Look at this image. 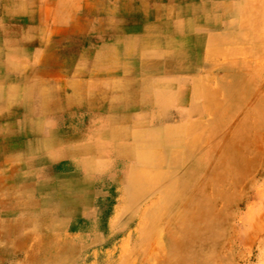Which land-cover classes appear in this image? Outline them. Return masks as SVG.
Wrapping results in <instances>:
<instances>
[{
	"label": "crops",
	"instance_id": "crops-1",
	"mask_svg": "<svg viewBox=\"0 0 264 264\" xmlns=\"http://www.w3.org/2000/svg\"><path fill=\"white\" fill-rule=\"evenodd\" d=\"M238 14L235 0H0V264H80L147 172L175 188L191 155L235 151Z\"/></svg>",
	"mask_w": 264,
	"mask_h": 264
},
{
	"label": "rangeland",
	"instance_id": "rangeland-1",
	"mask_svg": "<svg viewBox=\"0 0 264 264\" xmlns=\"http://www.w3.org/2000/svg\"><path fill=\"white\" fill-rule=\"evenodd\" d=\"M235 1V151L191 155L175 188L147 172L100 214L80 264H264V0Z\"/></svg>",
	"mask_w": 264,
	"mask_h": 264
},
{
	"label": "bare ground",
	"instance_id": "bare-ground-1",
	"mask_svg": "<svg viewBox=\"0 0 264 264\" xmlns=\"http://www.w3.org/2000/svg\"><path fill=\"white\" fill-rule=\"evenodd\" d=\"M140 174H141V173H140ZM148 175H149V174H148ZM138 177H139V176H138ZM141 178H142V177H141ZM147 178H148V177H147ZM147 178H146V179H147ZM132 179H133V178H132ZM129 183H130V182H129ZM143 186H144V185H143ZM129 187H130V186H129ZM136 188H137V186H136ZM130 189H131V188H130ZM135 190H136V189H135ZM128 199H129V198H128ZM136 199H137V198H136ZM131 201L133 202L134 200H131ZM127 205H128V203H127ZM125 206H126V205H125ZM125 206H124V207H125ZM186 216H187V215H186ZM95 217H96V216H95ZM95 217H94V218H95ZM183 217H184V216H183ZM189 218H190V217H189ZM88 221H89V220H88ZM159 235H160V234H159ZM52 251H53V250H52ZM43 255H44V254H43ZM147 258H148V257H147ZM156 258H157V257H156ZM155 260H156V259H155ZM156 261H157V260H156Z\"/></svg>",
	"mask_w": 264,
	"mask_h": 264
}]
</instances>
